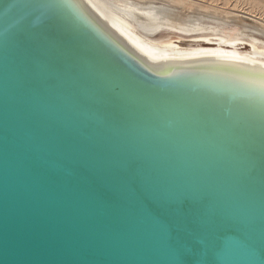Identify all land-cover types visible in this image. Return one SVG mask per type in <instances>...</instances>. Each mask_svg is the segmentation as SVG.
Segmentation results:
<instances>
[{"label":"water","instance_id":"obj_1","mask_svg":"<svg viewBox=\"0 0 264 264\" xmlns=\"http://www.w3.org/2000/svg\"><path fill=\"white\" fill-rule=\"evenodd\" d=\"M0 264H264V43L0 0Z\"/></svg>","mask_w":264,"mask_h":264},{"label":"bare ground","instance_id":"obj_2","mask_svg":"<svg viewBox=\"0 0 264 264\" xmlns=\"http://www.w3.org/2000/svg\"><path fill=\"white\" fill-rule=\"evenodd\" d=\"M130 8H135L175 19H180L220 30H225L249 37L264 43V27L257 23H249L244 16H220L208 9H184V4L171 0H116ZM194 3V2H193ZM186 5V4H185ZM221 13V12H220ZM241 15V14H240Z\"/></svg>","mask_w":264,"mask_h":264},{"label":"rangeland","instance_id":"obj_3","mask_svg":"<svg viewBox=\"0 0 264 264\" xmlns=\"http://www.w3.org/2000/svg\"><path fill=\"white\" fill-rule=\"evenodd\" d=\"M184 4V9H208L221 14L220 16H244L249 23H257L264 27V0H171ZM194 2V3H193ZM186 4V5H185ZM194 8V9H195ZM221 12V13H220ZM241 14V15H240Z\"/></svg>","mask_w":264,"mask_h":264}]
</instances>
